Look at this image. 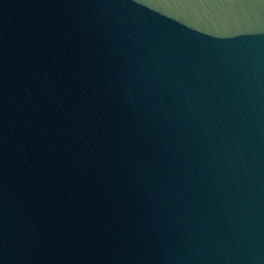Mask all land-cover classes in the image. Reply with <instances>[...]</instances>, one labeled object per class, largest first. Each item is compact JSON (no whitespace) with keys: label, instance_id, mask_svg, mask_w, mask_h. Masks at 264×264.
Listing matches in <instances>:
<instances>
[{"label":"water","instance_id":"water-1","mask_svg":"<svg viewBox=\"0 0 264 264\" xmlns=\"http://www.w3.org/2000/svg\"><path fill=\"white\" fill-rule=\"evenodd\" d=\"M0 264H264V0H0Z\"/></svg>","mask_w":264,"mask_h":264}]
</instances>
